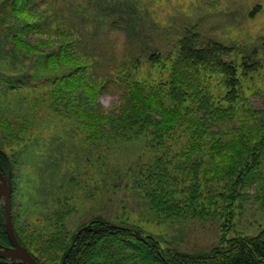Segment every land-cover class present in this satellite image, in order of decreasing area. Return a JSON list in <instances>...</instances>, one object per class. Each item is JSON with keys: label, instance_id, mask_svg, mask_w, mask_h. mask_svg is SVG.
<instances>
[{"label": "trees", "instance_id": "1", "mask_svg": "<svg viewBox=\"0 0 264 264\" xmlns=\"http://www.w3.org/2000/svg\"><path fill=\"white\" fill-rule=\"evenodd\" d=\"M57 1L0 0V40L7 41L9 64L17 58L22 68L12 70L6 59L0 61V133L8 145L0 142V172L10 175L18 243L39 264H264V228L247 236L235 231L248 190L257 191L264 208V38L225 42L204 33L201 19L166 17L164 26L146 27L151 47L118 44L111 35L115 28L91 35L64 25ZM258 11L255 7L250 16ZM109 18L112 26L121 22L118 14ZM109 89L117 92L118 104L105 112L98 99ZM27 91H35L30 101L44 108L25 106L16 114L3 109L4 97L13 101L9 95ZM42 109L63 131H70L65 123L72 127L86 151L108 150L115 139L130 143L132 157L117 160L114 169L108 155L96 154L86 160L89 177L73 175L77 189L88 187L92 198L102 186L107 200L115 180L125 177L127 193L135 190L142 199L138 218L124 209L127 216L94 213L69 227L66 220L79 210L84 188L77 191L81 195H62L41 210L22 201L20 211L15 209V165L22 166L32 142L45 146L50 139H33L31 111ZM51 127L59 129L51 125L43 132ZM144 211L159 223H214L217 241L207 250L180 249L147 228ZM31 215L43 222L44 231L21 221ZM10 246L0 204V247ZM0 264L23 263L0 258Z\"/></svg>", "mask_w": 264, "mask_h": 264}, {"label": "rangeland", "instance_id": "2", "mask_svg": "<svg viewBox=\"0 0 264 264\" xmlns=\"http://www.w3.org/2000/svg\"><path fill=\"white\" fill-rule=\"evenodd\" d=\"M57 2L60 9V14H57V17L63 19L64 25L78 26V29L83 28L91 35L106 33L115 28L111 35L118 44L128 41L137 43L142 48L151 47L153 39L146 33V27L154 30L159 25L164 26L163 20L166 22V17L190 21L201 19L205 29L200 26L204 33H212L225 42L251 44L257 39L264 38V0H100L98 6H76L73 0H58ZM255 7H258L259 11L250 16V12H253ZM106 11H108L107 14ZM116 14L120 17L121 22L112 26L109 17ZM5 42H7L5 37L0 40V61L6 59L8 62L9 50L8 46H5ZM15 61L14 64L8 62V67L16 71L22 70L19 60L15 58ZM2 67L3 69L7 68ZM34 92L32 91L30 94L27 91L26 96H21L19 93L9 95L10 98L14 99L13 101L4 97L3 105L5 107L3 109L16 114L25 106L27 108L32 107V109H35L34 106H38V110L44 108V105L37 101H30L32 95L35 97ZM15 101H20V105L17 106ZM98 102L105 112L112 111L114 106L118 104L117 92L114 89L102 92ZM255 105L259 107L258 102H255ZM46 109H48L47 106ZM32 111L31 114L34 115L31 116V119L35 126L33 139L41 138L44 140V137L50 139L45 146L38 144L36 140L32 142L33 144L27 147L23 153L22 166L15 165L14 206L17 211H20V208L18 209L20 201L30 210L33 206L36 210H41L42 206L62 195L75 196V193L81 195L82 193L77 191L79 188H84L89 193L84 192V200L80 202L79 210L66 220L69 227L82 224L94 213L97 215L109 213L113 216L122 212V215L127 216L124 212L136 211L131 212L130 216L135 218L140 216L143 212V209L141 210L142 199L135 190L127 193L125 189L127 179L125 177L122 181L120 179L115 180L118 184H114L112 187L115 191L113 198L110 197V200L109 198L107 200L108 194L104 192L106 189L102 186L96 187L99 196L92 198L90 197L92 190H88V187L85 189L81 186L77 189L75 184L78 179L73 175L74 171L78 174L85 173L84 177H89L92 171L89 172L90 166L86 164V160L87 158L91 159L96 154L103 155L105 153L104 156L108 155L113 160L111 168L114 169L117 160L122 163L125 161V157H132L130 143L115 139L108 142L110 146L108 150L101 151L99 149L97 152H89L86 151L84 144L77 143L76 135L70 129L72 127L65 123L70 131H63L61 123L49 121V117L46 116L47 113L43 109L40 114H35L36 111ZM43 123L46 126H42ZM51 125L62 131L51 127L47 133L43 132L44 128ZM3 137L4 134L0 133V142L4 147H8L3 142L5 141ZM27 166L30 168L27 169ZM124 180L125 182H123ZM102 181L104 180L102 179ZM256 193L254 188L247 191V196L243 200L244 204L236 218L235 231L246 236L253 235L260 228H264V208L261 207V201L257 198ZM86 194L91 200L85 199ZM106 201L107 205H104ZM0 204L3 205L2 199H0ZM143 216L149 221L147 228L160 233L161 237L168 239L180 249L187 251L207 250L217 241L218 235L214 223L192 224L188 221L173 224L164 221L159 223L160 221H155L153 216L146 211H144ZM21 219H23L21 221L27 220L29 227L30 222H32L38 230L44 231L43 222L38 221L35 215H31L30 219L24 217ZM33 227L31 226V228Z\"/></svg>", "mask_w": 264, "mask_h": 264}, {"label": "water", "instance_id": "3", "mask_svg": "<svg viewBox=\"0 0 264 264\" xmlns=\"http://www.w3.org/2000/svg\"><path fill=\"white\" fill-rule=\"evenodd\" d=\"M11 189L10 175L4 176L0 172V199L4 210V227L10 240V247H0L1 259H16L23 264H39L17 241L11 222Z\"/></svg>", "mask_w": 264, "mask_h": 264}]
</instances>
